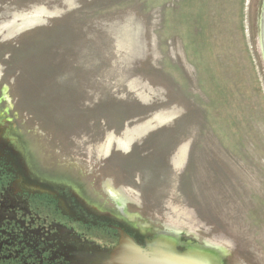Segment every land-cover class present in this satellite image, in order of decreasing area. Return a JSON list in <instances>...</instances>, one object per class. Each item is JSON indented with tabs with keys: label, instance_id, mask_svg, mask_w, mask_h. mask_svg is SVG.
<instances>
[{
	"label": "rangeland",
	"instance_id": "374dc122",
	"mask_svg": "<svg viewBox=\"0 0 264 264\" xmlns=\"http://www.w3.org/2000/svg\"><path fill=\"white\" fill-rule=\"evenodd\" d=\"M260 6L0 0V112L43 176L264 264Z\"/></svg>",
	"mask_w": 264,
	"mask_h": 264
},
{
	"label": "flooded vegetation",
	"instance_id": "af4514ba",
	"mask_svg": "<svg viewBox=\"0 0 264 264\" xmlns=\"http://www.w3.org/2000/svg\"><path fill=\"white\" fill-rule=\"evenodd\" d=\"M11 123L0 112V264H159L199 249L43 176Z\"/></svg>",
	"mask_w": 264,
	"mask_h": 264
},
{
	"label": "water",
	"instance_id": "95a60500",
	"mask_svg": "<svg viewBox=\"0 0 264 264\" xmlns=\"http://www.w3.org/2000/svg\"><path fill=\"white\" fill-rule=\"evenodd\" d=\"M259 41L264 60V7L259 19ZM175 252L166 253L167 257L161 258L159 264H223L222 257L206 248L191 249L185 253Z\"/></svg>",
	"mask_w": 264,
	"mask_h": 264
}]
</instances>
